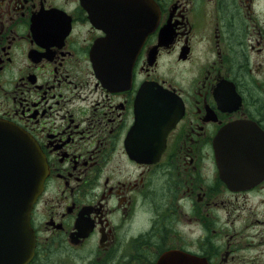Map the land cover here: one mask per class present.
I'll return each instance as SVG.
<instances>
[{
  "label": "flooded vegetation",
  "instance_id": "flooded-vegetation-1",
  "mask_svg": "<svg viewBox=\"0 0 264 264\" xmlns=\"http://www.w3.org/2000/svg\"><path fill=\"white\" fill-rule=\"evenodd\" d=\"M154 89L180 114L164 145L132 133ZM0 118L48 166L26 264H264V144L242 181L214 151L233 122L264 133V0H0Z\"/></svg>",
  "mask_w": 264,
  "mask_h": 264
},
{
  "label": "water",
  "instance_id": "water-1",
  "mask_svg": "<svg viewBox=\"0 0 264 264\" xmlns=\"http://www.w3.org/2000/svg\"><path fill=\"white\" fill-rule=\"evenodd\" d=\"M143 95H140V101H143ZM161 113V110L154 109L153 118L160 117ZM143 115V108H138V125L144 119ZM153 125L164 129L166 127L158 123ZM243 127L240 124L228 126L217 136L216 154L223 168L230 161L236 165V159H244L241 147L244 139L238 132ZM140 133L141 131L138 132ZM155 135L157 131L153 130L152 136ZM254 137L256 141H261L263 135L255 134ZM233 145L238 148L232 147ZM133 152L136 156L143 157L142 147L134 149ZM46 173L44 157L33 138L12 123L0 119V264H25L31 257L33 237L29 214L33 202L42 190ZM159 264L206 262L185 253H173L164 255Z\"/></svg>",
  "mask_w": 264,
  "mask_h": 264
},
{
  "label": "bare ground",
  "instance_id": "bare-ground-1",
  "mask_svg": "<svg viewBox=\"0 0 264 264\" xmlns=\"http://www.w3.org/2000/svg\"><path fill=\"white\" fill-rule=\"evenodd\" d=\"M250 139H251L252 141H254V140H255V137H254V136H251ZM236 162H237V163H236V167H237L238 169H241L240 172H238L236 175L240 177L241 174H242V173H245L246 171L244 170V168H242V164L240 163V162H241L240 160H237ZM227 170H228L229 172L231 171V170H229V169H227ZM232 173H233V172H232Z\"/></svg>",
  "mask_w": 264,
  "mask_h": 264
}]
</instances>
